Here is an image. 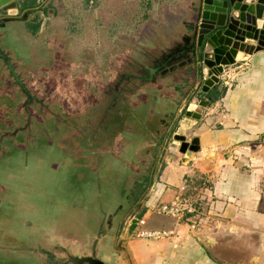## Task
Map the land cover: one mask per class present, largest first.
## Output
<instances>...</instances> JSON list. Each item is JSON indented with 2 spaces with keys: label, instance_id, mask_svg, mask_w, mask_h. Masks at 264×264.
<instances>
[{
  "label": "rangeland",
  "instance_id": "obj_1",
  "mask_svg": "<svg viewBox=\"0 0 264 264\" xmlns=\"http://www.w3.org/2000/svg\"><path fill=\"white\" fill-rule=\"evenodd\" d=\"M71 1V18L63 11L66 8L64 0H37L32 6H40L39 9L43 7L46 10L58 2V16L49 20L50 23L55 20L60 24L58 30L61 36L56 41V47L49 35V47L41 54L35 48L26 49L25 43L19 47L20 41L16 44L13 35H7L4 45L0 42V227L6 228L5 232L16 233L13 237L0 238V248L13 249L0 250V264H18L15 258H21L19 251L28 252L31 249V253H40L43 264L62 262L67 252L60 247V240L52 237L54 234L51 231L53 228L50 230V224L56 223L58 219L73 217L67 205L72 204V200L77 204L78 197L66 199L71 192L70 188L73 189L74 195L81 194L80 187L77 188L74 181H70V184L57 183L66 171L64 166L69 165L71 173L78 168L77 178L82 179L87 166H92L91 170H97V166L90 164L92 160L89 155H85L88 149L100 152L103 142L106 141L105 148L114 153L108 156L114 158L118 154L117 150L124 151V147L130 143L135 145L138 142L140 149L133 154L134 158L126 160L122 157L120 164L130 170V178H133L132 181H126L124 187L139 189L138 193L141 190L138 198L141 206H137V202H130L128 205L124 204L125 209L120 211V231L112 234L114 236L111 249L115 252V248L120 247L119 236L126 231V227L128 233H134L147 200L158 180L160 181V171L165 163L164 155L173 145L171 141L166 143V136L175 127V114L167 118L169 125L162 137L155 135L153 144L149 142L146 134L140 139L139 131L135 133L138 137L134 139L130 126L126 127L129 131L117 130L103 139L101 132H105L102 128L106 120L114 118L116 106L129 111L131 118L136 117L134 110L140 105L137 98L142 93L141 85L156 88L164 97L173 91V86L167 83L162 75L153 83L133 81L137 89L125 79L120 85L116 83L123 73L130 71L131 62H141L140 57L145 55L143 62L147 64L151 57L158 56L163 49L172 47L185 31L184 26L178 28L182 21L176 25L178 16L175 14L170 12L163 19L158 13L156 16L151 15L150 11L149 16L144 15L136 20L132 28L130 18L123 27L114 28L115 17L111 13L106 17L109 10L114 8L108 4L113 0ZM128 1H135L136 5L138 1L143 10L152 9L154 3V0ZM106 5L111 8H108L107 13L103 12V17H98V10L105 9ZM20 15V9L11 8L8 14L0 16ZM25 25L29 27L30 23ZM98 26L109 31L106 37L109 39L108 45L105 46L106 44L100 41V44L105 46L102 49L98 47L97 40L90 36L92 29L99 30ZM25 29L28 32V29ZM75 33L80 35L81 40L86 41V46L91 47L88 49L89 53L85 52L86 48H82L77 58L66 48L71 36L77 40ZM36 35L33 38L38 39V33ZM3 36L4 30L0 29V38ZM16 48L20 49L19 57L16 55ZM135 51L139 55L138 59L134 60L132 56ZM1 53L15 64L14 74L6 66ZM103 56L107 59L106 64L99 65ZM88 59L90 61L86 64ZM137 69L130 72L139 74ZM103 71L107 72V75H104ZM170 76L172 80L177 81L183 78V72L176 71ZM192 92L190 90L186 94L181 93V98H184L179 105L186 99L194 98ZM148 146L152 149L151 153L145 152ZM25 165L28 166L27 170ZM137 182L141 183V187ZM81 189L83 191V188ZM24 195H27V204L30 206L25 207L21 203L20 199ZM146 197L147 200L143 203ZM77 210L78 208L75 213ZM153 210L157 212L155 207ZM61 222L67 223L66 220ZM57 227L58 225L54 224V232ZM66 233L68 230L63 234ZM51 239H54L53 243ZM71 249L74 254L83 253L80 248ZM98 258L101 257L98 255Z\"/></svg>",
  "mask_w": 264,
  "mask_h": 264
},
{
  "label": "crops",
  "instance_id": "obj_2",
  "mask_svg": "<svg viewBox=\"0 0 264 264\" xmlns=\"http://www.w3.org/2000/svg\"><path fill=\"white\" fill-rule=\"evenodd\" d=\"M136 2L137 20L154 10ZM175 16L176 25L185 19ZM188 18L193 19L189 12ZM218 68L215 86L178 104L175 127L166 138L172 135L173 145L140 216L143 222L134 233L126 227L120 234V247L103 257L108 264H225L201 239H213L212 251L226 260L251 264L256 257V264H264V49ZM184 87V94L194 90L192 83ZM185 106L200 118L186 115ZM194 137L199 149L185 157L175 140ZM182 192L201 201L203 215L195 226L188 218L153 210ZM154 231L160 235L147 234Z\"/></svg>",
  "mask_w": 264,
  "mask_h": 264
},
{
  "label": "flooded vegetation",
  "instance_id": "obj_3",
  "mask_svg": "<svg viewBox=\"0 0 264 264\" xmlns=\"http://www.w3.org/2000/svg\"><path fill=\"white\" fill-rule=\"evenodd\" d=\"M64 1L66 2V8L63 11L64 13H67L66 15L68 18H71L69 13H71L73 9V5L71 3L72 1ZM153 2L154 3H152V6L154 10L151 11L153 16H156V13H158V16L164 19L170 12L176 15L179 13L183 14V18L185 19L181 20L182 23H180L181 25L178 28H182V26H184L185 31L181 33L179 40L175 42L172 47L166 50L163 49L158 56L151 57L149 63L146 64L144 63L145 61L143 62L144 58H146L145 55L140 57L141 62H136L137 64L133 63L134 61L131 62L129 70L131 71L132 69L138 68L137 70L139 71V74L132 73L127 70V72L120 76L116 85L122 84L124 79L129 83H133V87L136 84L133 81L137 80L146 83H153L156 81V79L160 78V75H162L164 80L173 86V91H170L164 97L161 95L162 93L156 88L144 86L145 84L141 85L142 88H140L142 93L140 97L138 96L139 98H137L140 105L138 108H136L137 111L134 110V115H136V117L131 118L129 111L124 110L122 107L116 106L115 113L113 115L114 118L106 120V124H104V128L106 129L102 128L105 131L104 133L101 132L102 139L106 135L111 136L113 133H116L117 130H121L122 132L129 131L126 127L130 126L132 129L131 136L134 139L138 137V135L135 133H138L137 131H139V133L141 132V136H139L140 139H142L146 134L149 138V142L153 144L155 135L162 137L166 127L169 125L167 118L176 113L178 104L183 99L181 96L184 94V85L192 83L194 85V90L196 88L198 70L194 66V53L191 49L193 41L190 37H187V35H192V31H189V25L187 22L193 20L188 18V12L193 17L197 0H154ZM108 4L114 8L109 10L107 13L108 8L111 7L106 5L105 9H102L101 11L98 10V17H103V12L107 13L106 17H108V14L111 13L112 16L115 17L114 23L116 25L114 28H117L118 26L123 27L128 18H130L131 27L134 25L137 17H139L138 14L137 17L134 15V13L137 11V8H139V6H136L135 1L113 0V2H108ZM39 7L40 6H36V8L29 7L27 9H22L20 16H0V29L4 30V36L0 38V42L4 45V40L7 35H13L16 39V44L20 41L18 43L19 47L20 44L25 43L27 47L26 49L31 50V48H35L39 54H41L44 49H48L49 47V42L47 40V36L49 35V38L52 39V41L54 40V47H56V41L59 40V37L61 36V32L58 30V28H60V24L55 22V20L53 23H50L49 20H51L53 16H58L56 13L59 12L58 2L54 3V7H49L46 10H44L45 8L43 7L39 9ZM25 23H30V26H26ZM25 28L28 29V32ZM49 28L52 29L50 30ZM80 28L88 27L80 26ZM98 28V31L92 29V35L90 36L93 37V40H97L98 47L102 49V47L104 48L108 45L109 39H106V37L109 31L106 28L100 29L101 26H98ZM36 33L39 35L38 39L33 38ZM74 37L78 41L74 40L71 36L69 46L66 48L71 50L76 58L78 57V53L82 48H86L85 52L89 53L88 49H91V47L84 44L86 41L81 40L78 33ZM101 40L102 43L106 44L105 46L100 44ZM93 46L95 45L93 44ZM19 50L20 49L16 48V55L18 57L21 56V54L18 53ZM1 51L2 50L0 47V52ZM95 51L97 50L95 49ZM138 55L139 53L135 51L132 56L133 59H138ZM1 56L3 57L6 66H8L11 73L14 74L15 64H13L10 58H7L4 53H1ZM101 59L102 60L99 62V65L106 64L107 59L104 56ZM89 61L90 59H88L86 64L89 63ZM176 71L183 72V78H179L177 81L172 80L170 76L171 73ZM103 74L107 75V72L103 71ZM18 81L20 82V79H18ZM134 88L137 89V85ZM167 137L168 136H166V138ZM104 142L103 147L99 150L100 152H94L92 149H88V153L85 154L86 156L89 155V159L92 160V163L90 162V164L97 166L96 171L91 170L92 166H87L83 178L78 179V168L75 169L74 167L75 170L73 173H71L69 165H66L64 166L66 171L57 182L70 184V181H74L75 186H77V188L80 187L79 189L81 191H79L82 194H78L76 196L73 193V189L70 188L71 192L66 197V199H68V197H78V199H76L77 204L74 203L75 200H72L71 203L73 205H67V208L70 209L69 211L73 217L68 219H58L56 220V223L51 222L50 224V230L53 228L51 231L54 234L52 237H57L62 245L60 247H62V249L67 252L66 258H64L62 262L58 261L57 264H79L73 261V256L98 257L99 255L103 259V257L108 253H113L111 244L113 242L112 237L114 235L112 236V234L118 233L120 231V226L118 225H122L120 220L122 213H120V211L122 209L124 210L125 208L123 207L128 205L130 202H137V206H139L141 203L138 201L141 190L138 193L139 189L133 190L132 188H128V186L126 188L124 187L126 181H132L133 178H130V170L120 164L121 160H123L122 157H124L126 160L134 158L133 154L138 152L140 149V143L137 142L138 144L136 143L135 145L130 143L128 146L124 147V151L117 150L118 154H116L114 158H110L108 155H114V153L105 148L106 143ZM166 143L168 142L166 141ZM150 151H152V149L150 146H148L145 152L147 153ZM27 167L28 166L25 165L26 170ZM137 184L139 187H141V183L137 182ZM81 188H83V191ZM134 191L137 192L134 193ZM146 200L147 197L145 201ZM20 201L25 207L30 206L27 204V195H24ZM124 204L126 205L124 206ZM76 208H78V210L75 213ZM135 218L136 216L133 217V219ZM62 220H66L67 223H62ZM29 224L27 226H29ZM54 224L58 225L56 232H54ZM64 225L67 226L65 227ZM123 228L124 226L122 229ZM5 230L6 228L0 227L1 239L16 235L15 231L5 232ZM67 230L68 233L64 235L63 233L67 232ZM53 242L54 239L52 240V243ZM71 248H80L83 253L81 255L74 254ZM3 249H6L7 251L13 250L9 248H0V250ZM31 250H28V252L19 251L22 256L21 258H15L16 263L43 264L40 253H37L36 251L31 253Z\"/></svg>",
  "mask_w": 264,
  "mask_h": 264
},
{
  "label": "water",
  "instance_id": "obj_4",
  "mask_svg": "<svg viewBox=\"0 0 264 264\" xmlns=\"http://www.w3.org/2000/svg\"><path fill=\"white\" fill-rule=\"evenodd\" d=\"M19 9L18 0H0V15L8 14L9 9ZM192 35L194 66L198 70L194 97L199 91L208 92L219 81L218 67L244 60L251 53L264 49V0H197L193 20L187 22ZM215 68V69H214ZM214 69L215 72H212ZM191 97V98H192ZM184 113L200 118V113L185 106ZM172 140V135L167 142ZM185 157L199 149L198 137L190 142L175 140ZM145 198L143 200V203ZM141 204L139 205V207ZM201 242L210 254L225 264H245L226 260L212 251L213 239ZM79 264H106L93 256H73ZM254 257L251 264H256Z\"/></svg>",
  "mask_w": 264,
  "mask_h": 264
},
{
  "label": "built area",
  "instance_id": "obj_5",
  "mask_svg": "<svg viewBox=\"0 0 264 264\" xmlns=\"http://www.w3.org/2000/svg\"><path fill=\"white\" fill-rule=\"evenodd\" d=\"M185 186L182 187V190ZM197 196V195H196ZM158 213L176 218H188L195 226L199 223V218L203 215L201 201L193 193L184 194L183 192L168 202H161L155 205ZM141 222L143 220L140 219ZM148 235L158 236V231L148 232Z\"/></svg>",
  "mask_w": 264,
  "mask_h": 264
},
{
  "label": "trees",
  "instance_id": "obj_6",
  "mask_svg": "<svg viewBox=\"0 0 264 264\" xmlns=\"http://www.w3.org/2000/svg\"><path fill=\"white\" fill-rule=\"evenodd\" d=\"M37 2V0H23V1H19V9H27L29 7H32L33 5H35Z\"/></svg>",
  "mask_w": 264,
  "mask_h": 264
}]
</instances>
